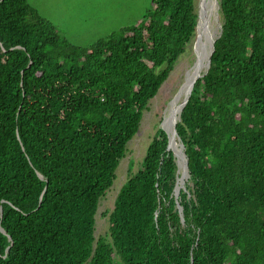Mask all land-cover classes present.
<instances>
[{"label": "trees", "instance_id": "trees-1", "mask_svg": "<svg viewBox=\"0 0 264 264\" xmlns=\"http://www.w3.org/2000/svg\"><path fill=\"white\" fill-rule=\"evenodd\" d=\"M218 3L222 34L176 126L183 220L158 129L96 239L100 200L196 35V0H153L88 47L0 0V264H264V0Z\"/></svg>", "mask_w": 264, "mask_h": 264}, {"label": "rangeland", "instance_id": "rangeland-1", "mask_svg": "<svg viewBox=\"0 0 264 264\" xmlns=\"http://www.w3.org/2000/svg\"><path fill=\"white\" fill-rule=\"evenodd\" d=\"M153 0H28L39 13L50 20L70 43L88 47L124 27L135 25L150 8ZM216 0H196V11L201 27L187 46L186 52L176 63L168 80L144 112L139 132L128 144L126 157L121 161L112 188L100 200L95 216L96 239L109 231V216L115 200L129 177L140 168L147 148L158 129L166 122V115L184 86L187 72L197 62L200 43L215 40L221 32V18ZM199 18V19H200ZM205 34V35H204ZM209 36V37H208ZM203 43V44H204ZM209 46V45H208ZM183 101V99H182ZM181 104V103H180ZM172 149L180 156L184 148L179 140ZM177 159V158H176ZM180 175L184 174L185 159H177ZM182 188H186L188 178Z\"/></svg>", "mask_w": 264, "mask_h": 264}, {"label": "water", "instance_id": "water-1", "mask_svg": "<svg viewBox=\"0 0 264 264\" xmlns=\"http://www.w3.org/2000/svg\"><path fill=\"white\" fill-rule=\"evenodd\" d=\"M216 4L218 5V9H219V3H218V0H216ZM200 18V16H199ZM199 23H200V19H198V24H197V32H198V29H199ZM222 34V28H221V32L219 34V36L213 40L211 43H210V46H209V50H207V55H208V60H207V68L205 70V72L203 74H199L197 76V78L195 79V81L191 84V87H190V90H189V93L187 95V97L185 98V100L183 101L182 103V108H181V112H180V115H179V120L177 122L174 123L172 129L169 131L167 130L166 128H164V126H162V129L167 133L168 135V138H169V145H168V150H171L174 152V155L175 157L178 159L179 157H181L182 159H185V164L183 166V169H184V174H182V176L180 175V168L181 166L179 165L178 161H177V164H178V174L180 175L179 178H178V182H177V186L175 188V199L177 201V206L180 210V214H181V218L183 220V208L182 206L180 205V202H179V195H180V191L182 189V185L185 183L184 179L187 177L189 178L190 175H189V169H188V159L186 157V154L184 151L181 152V155L178 156L175 154V151L172 149L173 147V142H175L176 140H179L181 142V139L180 137L178 136V133H177V129H176V126L178 124V122L181 120V114H182V111L184 109V107L186 106V104L188 103L189 99H190V96L193 92V89H194V86H195V83L197 82V80L201 77H203L209 70L210 68V64H211V58H212V55L215 51V42L216 40L221 36ZM181 147L184 148V145L182 144L181 142ZM2 231L4 232V230L2 229Z\"/></svg>", "mask_w": 264, "mask_h": 264}, {"label": "bare ground", "instance_id": "bare-ground-1", "mask_svg": "<svg viewBox=\"0 0 264 264\" xmlns=\"http://www.w3.org/2000/svg\"><path fill=\"white\" fill-rule=\"evenodd\" d=\"M215 6H216V4H215ZM199 27H201V18H200ZM204 42H206V41H204ZM204 42L200 43V49H202V52L200 50L198 51L197 62L195 63L194 67L187 72V76H186L184 86L182 87V89L178 93L175 103H173V105L170 107V109L166 115L165 124H164V122L162 124L164 126V128H166L169 131L172 129L174 123L179 120V115L181 112L182 103L189 93L191 84L195 81L197 76L199 74H203L207 68V60H208L207 50H209V46H210L211 41L208 43H204ZM182 99H183V101H182ZM173 145H175V142H173Z\"/></svg>", "mask_w": 264, "mask_h": 264}]
</instances>
